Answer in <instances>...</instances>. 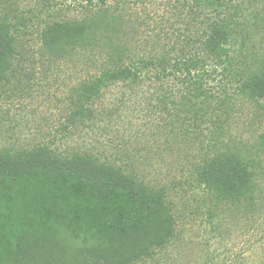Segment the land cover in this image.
I'll use <instances>...</instances> for the list:
<instances>
[{
  "label": "rangeland",
  "instance_id": "obj_1",
  "mask_svg": "<svg viewBox=\"0 0 264 264\" xmlns=\"http://www.w3.org/2000/svg\"><path fill=\"white\" fill-rule=\"evenodd\" d=\"M181 3L0 0V20L15 23L19 54L14 75L0 83V150L47 145L60 152L91 151L164 188L173 206L175 236L137 264H220L225 254L226 263L264 264V99L239 91L243 61L264 63V0L252 8L257 18L249 17L244 40L231 45L234 69L208 77L207 94L193 101L181 74H151L134 87L109 88L95 105V121L73 126V89L101 73L106 50L102 43L85 42L57 60L42 55L40 37L47 25L89 17L100 7L120 16V42L130 56L133 48L146 58L167 50L180 54L186 35L194 31L190 10ZM191 102L197 106L191 108ZM225 148L251 157L256 214L227 201L214 208L211 192L196 181V168Z\"/></svg>",
  "mask_w": 264,
  "mask_h": 264
},
{
  "label": "trees",
  "instance_id": "obj_2",
  "mask_svg": "<svg viewBox=\"0 0 264 264\" xmlns=\"http://www.w3.org/2000/svg\"><path fill=\"white\" fill-rule=\"evenodd\" d=\"M181 2L190 10L194 31L177 55L167 50L146 58L133 48L130 56L120 42V16L109 8L43 29L42 55L48 60L85 42L102 43L106 50L101 73L73 89V126L95 121L98 100L120 83L134 87L151 74H181L193 96L187 98L193 101L207 94L208 77L234 69L231 45L246 37L249 17L257 18L258 12L251 14L257 0ZM14 24L0 20V83L10 81L15 72L19 54ZM242 71L239 91L253 100L264 99V63L243 61ZM250 165L249 155L225 148L202 162L195 178L211 192L214 208L227 201L256 214L260 206ZM175 231L166 190L145 183L134 170L86 150L60 152L47 145L0 150V264H137L170 242ZM228 257L220 264H231L224 262Z\"/></svg>",
  "mask_w": 264,
  "mask_h": 264
}]
</instances>
